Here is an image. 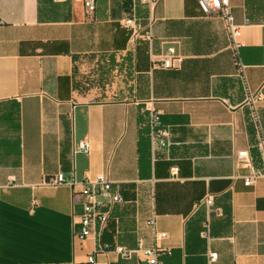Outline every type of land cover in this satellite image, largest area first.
<instances>
[{
	"label": "crops",
	"instance_id": "1",
	"mask_svg": "<svg viewBox=\"0 0 264 264\" xmlns=\"http://www.w3.org/2000/svg\"><path fill=\"white\" fill-rule=\"evenodd\" d=\"M134 3L146 23L141 0H97L93 14L84 0H0V264H86L93 252L148 264L114 249L139 244L170 250L163 264H264V177L245 184L251 166L264 171V0H231L239 52L198 0H161L152 41L133 48L121 20ZM171 47L179 61L166 68ZM249 91L263 95L258 117ZM154 111L171 134L156 155ZM59 173L75 187L51 184ZM101 174L124 201L81 239L79 191Z\"/></svg>",
	"mask_w": 264,
	"mask_h": 264
},
{
	"label": "built area",
	"instance_id": "2",
	"mask_svg": "<svg viewBox=\"0 0 264 264\" xmlns=\"http://www.w3.org/2000/svg\"><path fill=\"white\" fill-rule=\"evenodd\" d=\"M135 1V0H134ZM161 0H141L148 10V16L146 23H140L135 14V6L132 15L127 16L121 20V24L129 29L130 37L129 42L134 48L139 40L152 41L153 39V29L156 21V7ZM200 6L206 13H217L224 17L227 28L229 31V36L231 43L235 51L239 52L241 46L240 35L241 26L235 22V17L231 7V0H198ZM97 0H84V6L88 14L95 13ZM179 61L178 56H176L175 49L173 47L169 48L167 54L164 56L162 61V66L166 68L175 67V61ZM263 95L261 92L249 91L247 102L251 105L255 113H258V104L262 100ZM258 117V114H257ZM259 128L261 134L263 133L262 126L259 123ZM151 140H152V152L156 155L159 151L169 148L171 144V134L167 127H165L161 121L160 113L154 111L152 113L151 119ZM262 140L264 145V135L262 134ZM91 149V144L89 141H81L76 149L78 152L88 153ZM239 158L242 161L251 164V157L249 151L244 150L239 152ZM178 171L177 166L172 167V172L176 173ZM264 177V171L251 166V172L245 179L246 185L254 184L259 178ZM51 184H70L73 188L77 184L76 177L72 179H67L63 173H59L53 177L50 181ZM81 197V204L83 208L81 223L83 225L82 231L79 234L81 239H85L92 234L96 233L97 226L101 228H106L111 221V211L115 204L124 201L123 195L119 192L113 191V182L109 180L104 174L98 175L93 179H87L83 183L82 189L79 191ZM79 200V202H80ZM213 198L208 195L204 200V203L210 209L213 205ZM155 230L156 219L152 217L148 221ZM203 234L209 237L210 225L209 222L205 225V230ZM156 238H165L167 233L157 232L155 230ZM109 247V246H108ZM115 251L119 253L122 257L129 258L133 254L142 251L148 261V264H163L160 256L165 252L171 253L170 250H165L161 247L155 246L152 248H145L142 244H139L137 248H128L126 246L117 245ZM211 260L217 259L218 254L211 253ZM86 264H101L97 258L96 252L89 254Z\"/></svg>",
	"mask_w": 264,
	"mask_h": 264
}]
</instances>
